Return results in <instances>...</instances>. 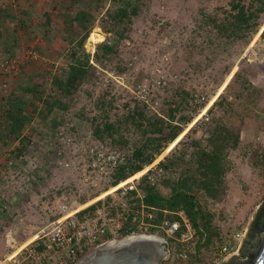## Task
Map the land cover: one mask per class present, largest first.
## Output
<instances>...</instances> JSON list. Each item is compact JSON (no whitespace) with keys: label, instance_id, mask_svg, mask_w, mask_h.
Instances as JSON below:
<instances>
[{"label":"rangeland","instance_id":"rangeland-1","mask_svg":"<svg viewBox=\"0 0 264 264\" xmlns=\"http://www.w3.org/2000/svg\"><path fill=\"white\" fill-rule=\"evenodd\" d=\"M237 1L251 7L252 11L264 8V0H141L138 15L123 28L108 20L106 3L96 11L94 26L82 45L90 55L91 68L82 86L69 97L59 96L52 81L67 71L71 50H78L80 33L67 26L61 29L59 23L63 24L66 14L86 8V1L73 6L69 0H51V6L55 5L54 9L59 11L54 19L49 18L47 12L42 17H31L26 13L24 18L11 12L12 17H8L11 20L0 21V24L4 23L1 28L5 29L0 28V45L3 44L0 64L10 59L21 61L29 50H34L39 60L25 63L16 76L6 80L0 76V111L9 96L22 94L32 85L37 86L38 93L31 99L32 106H27L29 122L22 130L25 131L22 137L30 145V138H41L54 117L69 113L81 122L90 118L95 121L96 114L101 109V113H105V108L113 119L123 104L133 105L130 90L135 85H150L161 76L166 85L155 88L154 94L162 103H168L176 96L184 98L187 94L199 92H203L208 101L214 97L217 101L222 94V107L213 109L210 121L221 118L238 127L240 142L228 153L224 196L216 201L199 197V201L214 215L213 224L223 243L236 233L245 235L256 210L264 201V38H261L264 12L258 13L255 20L258 24L256 33L247 31L241 39L224 38L218 34L215 25L228 18L230 4ZM5 15L0 13V16ZM93 31L103 36L102 42L96 44ZM7 33H13L16 44L11 45ZM117 33L122 37L114 52L95 59L96 48L105 41L115 40ZM8 45H11L10 51L6 50ZM50 97L61 98L66 108L54 109L46 115L43 101ZM112 99L116 108L109 104L113 103ZM101 104L104 106L99 107ZM178 123L182 125L184 122ZM206 124L193 131L191 142L206 137ZM212 124L209 125L212 127ZM121 135L123 141L127 139L129 142L141 138L136 122L124 124ZM18 143L5 146L0 142V262L26 246L48 225L47 208L52 206L55 196L78 183L71 169L42 157L33 149L27 151L26 159H16L12 150ZM201 145L204 146L205 142ZM181 149L182 145L174 146L163 158L177 155ZM3 154L9 157L8 166L4 164ZM29 159L33 160L32 165ZM33 165H36L35 169ZM32 172L36 173V182H27ZM102 187L100 184L92 190L82 189L74 197L80 203H87L103 193H96ZM160 191L167 193L162 187ZM107 200L110 202L111 199H105V202ZM173 245L175 248L170 249V258L163 264H218L222 260L217 254L219 243L198 250L194 236L187 235L183 242ZM178 248L190 252L188 260H176Z\"/></svg>","mask_w":264,"mask_h":264},{"label":"trees","instance_id":"trees-1","mask_svg":"<svg viewBox=\"0 0 264 264\" xmlns=\"http://www.w3.org/2000/svg\"><path fill=\"white\" fill-rule=\"evenodd\" d=\"M82 1L84 0H69L73 6ZM85 1L86 8L78 9L73 14H66L63 17L64 26H67L71 31L80 33V39L77 44L78 50L75 52H73V49L71 50V61L67 71L61 77L52 81V86L61 97L73 95L82 86L87 72L91 68L89 64L90 55L85 52L82 45L94 26L96 11L108 3V7L105 9L108 20L113 25L126 28L131 23V19L138 15L141 0ZM259 3L261 6L262 2L259 1ZM2 12L6 15L0 16L1 22L11 20L8 18L11 16V11L5 8L0 11V13ZM260 12H264V8L252 11L251 7L244 6L240 1L232 2L228 18L216 24L215 28L218 34L224 38L241 39L247 31H251V34L256 33L258 24L255 20ZM2 26H4V23L0 24V28ZM1 30L5 29L1 28ZM92 33L95 36L96 44L103 41V36L98 34L97 31ZM117 34L115 40L105 41L96 48L95 59L106 57L114 52L122 37L120 33ZM8 37L11 40V45L17 43V38L14 37L13 33L8 34ZM261 38H264V30L261 33ZM11 45H8L6 50L10 51ZM0 48H3V44L0 45ZM98 54H100V57ZM236 76L237 74L234 75V77ZM36 88L37 86L32 85L22 94L9 96L0 111V142L5 146L14 144L16 141L19 142L12 150L16 159H26L27 151H29L28 140L22 137V130L29 122L30 118L26 112L27 106H32L31 99L38 93ZM192 94H187L184 98L176 96L168 103H163L161 115L150 118H146L143 110L134 104L132 106L123 104L113 119L110 118L107 109H103L105 113H101L102 109L99 111V117H95L97 119L94 128L95 135L101 139L108 137L121 147L127 144H132L134 147L132 161L116 169L115 174L112 176V186L121 181L123 183L131 178L135 179L141 176L139 171L144 166L151 164L167 143L177 138L181 132V125L178 121L184 122L186 120L185 117L178 116V112L181 111L182 106ZM111 101L113 103L109 104L114 105V108H116L115 100L112 99ZM222 101H224V98L221 94L211 107L210 113H213L215 107L221 108ZM43 102L46 115L51 114L54 109L66 108L61 98L54 99V97H50L49 100ZM171 104L174 105V108H171ZM103 106L101 104L99 107ZM227 107H230V105L228 104ZM62 118L54 117L51 119L47 129H54ZM211 121L206 124L208 133L203 140H194L189 146L181 142L178 145H182V149L177 155L167 156L159 162V166L163 168L165 175L157 184L150 185L145 176L141 177L138 183V189L143 195L142 201L145 206L153 211L155 223L167 227L174 221L182 223L183 216L194 232L193 236L196 239L198 250L200 247H209L214 243H219L218 247H220L223 243L218 229L213 224L214 215L201 204L199 197H202L205 201H216L224 196L226 191L225 175L228 171V153L230 150L237 148L240 142L238 127L225 123L221 118ZM129 122L132 124L136 122V128L139 130L141 138L136 142H129L127 139L122 140L123 125ZM211 123H213L212 127L210 126ZM202 142H205L204 146L201 145ZM187 150L190 151L188 155ZM32 173L36 179V173ZM135 173L137 174L134 177L129 178ZM160 187L166 189L167 193L163 194ZM100 204V201L94 202L93 205L84 210V213L93 212ZM184 230L185 228L181 226L175 236L179 237Z\"/></svg>","mask_w":264,"mask_h":264},{"label":"built area","instance_id":"built-area-1","mask_svg":"<svg viewBox=\"0 0 264 264\" xmlns=\"http://www.w3.org/2000/svg\"><path fill=\"white\" fill-rule=\"evenodd\" d=\"M38 60L37 53L29 50L21 61L10 59L1 63L0 76L5 80L16 76L25 63ZM165 85L166 81L161 76L155 78L150 85L138 84L130 90L133 104L143 110L146 118L161 115L163 103L161 99L156 98L154 90L163 88ZM209 102L203 92L193 93L189 97L178 112V116L181 115L186 120L181 125L182 133L174 146L181 142L189 146L193 131L210 121V110L213 105L211 104L203 113V109ZM171 108H174L173 104ZM97 115L95 117H98ZM96 124L97 119L94 121L90 118L88 121L81 122L67 113L58 126L45 131L41 138H30L29 149H33L48 160L57 162L64 168L71 169L76 174L78 183L73 185V188L63 189L58 196H55L52 206L47 208V214L50 217L48 225L41 229L26 246L16 250L14 256L12 255L15 252L0 264H74L93 248L111 239L118 241L132 235L159 236L165 240L169 252L170 249L175 248L173 244L183 242V238L187 235L192 238L194 232L183 216L182 223L174 221L167 227L158 225L155 223L153 211L142 201L143 195L138 189L139 180L145 176L150 185L157 184L165 174L163 168L159 166L164 156L156 162L158 155L151 164L139 171H144L141 176L124 184L107 195V198L98 200L101 204L93 212L84 213V210L94 203L80 209L84 203H80L74 197L76 193L81 192L82 189L92 190L102 184V189L96 191L100 195L118 186L122 181L112 186V176L119 166L131 162L133 158L132 144L121 147L108 137L102 139L97 137L94 133ZM186 153L188 155L190 151L187 150ZM29 162H31L30 165L33 164V160ZM35 167L36 165L32 166L33 169ZM29 181L36 182L34 175H29L27 182ZM105 199L111 200L105 202ZM181 226L185 230L176 237L175 234L179 232ZM243 237L244 234L236 233L226 239L217 249L218 256L223 259L237 253ZM189 253L184 248H178L175 254L176 260H188Z\"/></svg>","mask_w":264,"mask_h":264},{"label":"water","instance_id":"water-1","mask_svg":"<svg viewBox=\"0 0 264 264\" xmlns=\"http://www.w3.org/2000/svg\"><path fill=\"white\" fill-rule=\"evenodd\" d=\"M170 258L159 236L132 235L111 239L83 255L74 264H163ZM218 264H264V201L256 210L238 252Z\"/></svg>","mask_w":264,"mask_h":264},{"label":"crops","instance_id":"crops-1","mask_svg":"<svg viewBox=\"0 0 264 264\" xmlns=\"http://www.w3.org/2000/svg\"><path fill=\"white\" fill-rule=\"evenodd\" d=\"M4 5L7 10L11 11L14 15H18L20 18H24L26 13L30 14L31 17H42L47 12L46 15L54 19L56 18V14L58 15L59 13L57 8L54 9L55 5L51 6V0H0V11H3L2 8L5 9ZM59 27L63 29L64 25L60 22ZM2 157L4 158V163H7L9 160L7 154H3ZM42 157L44 156L42 155ZM29 161L31 160L29 159Z\"/></svg>","mask_w":264,"mask_h":264},{"label":"bare ground","instance_id":"bare-ground-1","mask_svg":"<svg viewBox=\"0 0 264 264\" xmlns=\"http://www.w3.org/2000/svg\"><path fill=\"white\" fill-rule=\"evenodd\" d=\"M219 94H220V93H218L217 96H218ZM215 99H216V97H214V98L209 102V104L206 106V108L203 109V113L206 111V109H207L209 106H211V104H213V102L215 101ZM179 138H180V136H179L177 139H175V141H173V142H171V143L169 144V146L164 150V152H163V153H162V154L156 159V162H157L158 160H160L163 156H165V155L169 152V150L172 149V148L174 147V145L178 142ZM143 173H144V171H142L139 175H142ZM132 179H134V178H131V179H129V180H127V181H125V182L119 184L118 186L112 187V188H110L109 190H107L106 192H103L99 197L95 198L94 200L89 201V202H87V203H84V205H81L80 209L86 208V207L89 206L90 204H93L94 202H96V201H98V200H101L102 198L106 197L107 195H109V194L115 192L118 188H120V187L123 186L124 184L130 182ZM15 254H16V252H15L12 256H14ZM12 256H11V257H12ZM11 257H10V258H11Z\"/></svg>","mask_w":264,"mask_h":264}]
</instances>
